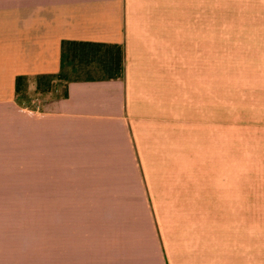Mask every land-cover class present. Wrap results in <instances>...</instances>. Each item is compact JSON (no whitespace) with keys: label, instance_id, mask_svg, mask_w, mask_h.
<instances>
[{"label":"crops","instance_id":"crops-1","mask_svg":"<svg viewBox=\"0 0 264 264\" xmlns=\"http://www.w3.org/2000/svg\"><path fill=\"white\" fill-rule=\"evenodd\" d=\"M0 264H264V0H0Z\"/></svg>","mask_w":264,"mask_h":264},{"label":"trees","instance_id":"trees-1","mask_svg":"<svg viewBox=\"0 0 264 264\" xmlns=\"http://www.w3.org/2000/svg\"><path fill=\"white\" fill-rule=\"evenodd\" d=\"M125 53L123 47L117 44L83 42V41H63L62 50V69L57 74H40L33 77L20 75L16 80L17 101L22 105H27L26 100H30L28 96V82L35 83L37 93L47 94L53 90L55 80L65 81L64 93L59 97L68 95V81L77 78H68L66 70L67 62L75 64H98L100 70L104 73L102 78H122L125 72ZM68 60V61H67ZM94 79L96 77H86ZM85 79V78H84ZM29 106V105H28Z\"/></svg>","mask_w":264,"mask_h":264},{"label":"rangeland","instance_id":"rangeland-1","mask_svg":"<svg viewBox=\"0 0 264 264\" xmlns=\"http://www.w3.org/2000/svg\"><path fill=\"white\" fill-rule=\"evenodd\" d=\"M68 61V60H67ZM64 73L68 74V78H86V77H101L104 73L100 70V67L98 66V64L94 63V64H90V65H84V64H78V62H76L75 64H72L70 62H67V67L66 70L63 71ZM54 87L53 90L51 89V91L47 94H45L46 96H53V97H59L61 95H63L64 93V86L66 84L65 81H58L55 80L53 82ZM28 96L30 100H24L26 102L27 105H34L35 102H38L39 97H42V94H39L36 92L35 89V83L34 82H28Z\"/></svg>","mask_w":264,"mask_h":264}]
</instances>
